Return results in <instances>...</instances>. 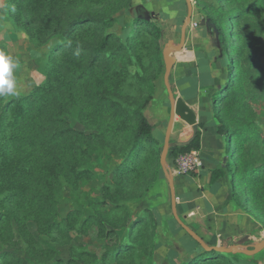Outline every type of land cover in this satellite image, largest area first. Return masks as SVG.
<instances>
[{"label": "rangeland", "instance_id": "obj_1", "mask_svg": "<svg viewBox=\"0 0 264 264\" xmlns=\"http://www.w3.org/2000/svg\"><path fill=\"white\" fill-rule=\"evenodd\" d=\"M6 2L0 0V45L18 63L14 76L20 95H26L43 80V58L60 40L55 38L44 46H35L25 27L15 24ZM191 2L192 16L186 29L189 39L182 49L172 52L174 63L168 81L175 101L181 98L196 114L199 147L171 151L176 142L188 140L193 132L192 125L176 117L170 134L172 148L168 150L165 164L173 181L181 219L211 245H236L250 250L264 240L262 200L252 199L244 183L232 175L229 176L236 183L235 194L229 192L225 178L211 184L206 179L226 159L234 161L238 147L232 145L229 133L221 130L220 124L225 123H219L217 117L227 108L213 109L210 91L215 78L223 82L228 71L232 77L237 73L242 75V100L231 108L232 125L254 127L256 137L242 152H247V155L243 153L244 157L263 167L264 0ZM79 8L104 12L113 19L106 32L125 44L124 57L113 62L122 68V74H113V82L110 80V89L106 91L111 104L99 119L86 118L82 102L67 106L64 113L72 128L90 134L93 141L80 160L88 174L73 183L55 184L52 219L64 220L61 227L48 228L36 215L24 218L14 203L3 202L0 212L7 210L9 215L2 226L13 237L10 244L0 241V264H188L193 254L186 252L184 237L178 238L183 231L177 236L161 235L159 229L149 234V226L156 220L169 219L174 225L168 180L159 160L148 151L149 147L133 148L124 139L135 123L132 111L146 101L142 112L154 125L157 140L164 141L170 103L164 84L162 49L168 40L179 42L180 27L187 14L186 2L103 0L82 4ZM240 13L237 20L231 17ZM207 15L216 20L217 26L223 29L225 41L229 42L228 57L230 62L235 61L229 69L222 68L216 58L218 36L214 27L209 26ZM141 16L160 28L161 35L156 42L136 23V18ZM36 25L29 22L31 28ZM187 52L192 54L189 58ZM191 151L197 152L194 158L200 162L198 167L190 172L177 171L178 157ZM193 191L204 200L187 203ZM207 198L214 202L208 209L205 208L209 204ZM225 200L227 203L221 206ZM17 217L23 222L18 223ZM247 257L238 254L235 258L238 264H264V248L252 258Z\"/></svg>", "mask_w": 264, "mask_h": 264}, {"label": "trees", "instance_id": "obj_2", "mask_svg": "<svg viewBox=\"0 0 264 264\" xmlns=\"http://www.w3.org/2000/svg\"><path fill=\"white\" fill-rule=\"evenodd\" d=\"M98 1L103 0L6 2L15 24L25 27L35 46H44L55 38L60 40L43 58L44 78L41 82L26 95L0 98V207L3 208V202H12L15 208L24 213V218L36 215L48 228H60L64 221L52 219L55 184L62 181L73 183L78 177L88 174V169L83 167V161L81 165L80 160H83L89 142L93 141L90 134L79 132L69 125L64 117L66 108L82 102L81 108L86 118L96 121L110 107L111 101L106 91L110 89V80L113 82V74H122V68L114 66L113 62L116 58L124 57L125 44L119 43L113 34L106 32L113 19L104 12H87L79 8L82 4ZM241 15L231 14V17L237 20ZM23 16L27 19H23ZM29 22H36L37 25L31 28ZM207 22L214 27L218 36L216 58L222 68L229 69L235 61L229 60L226 50L229 42L225 41L223 29L217 26L211 16L207 15ZM136 23L148 31L152 41L156 42L160 38L161 30L154 22L141 16L136 18ZM0 50H3L1 45ZM242 82L240 73L232 77V72L228 71L223 82L215 78L210 91L212 108H227L223 115H218L217 120L225 123L220 124L221 130L224 134L229 133L233 139L232 145L237 144L238 147L234 161L226 159L219 169L210 172L209 183L223 177L228 182L229 192L235 194L236 183L229 175L237 177L244 183L252 199L262 200V206L259 205L264 210V164L263 167L257 166L250 158L243 156L247 152H242L244 146L255 139L256 130L250 124L232 125L234 116L231 108L242 100ZM145 103L132 111L135 123L124 139H128V143L134 145L133 148L144 150L149 147L148 151L160 162L164 141L157 140L153 132L154 125L142 112ZM192 147H199L198 133L188 145H174L172 148L170 143L168 150L172 148L174 153ZM226 203L227 200L221 206ZM7 215V210L0 212L3 218L0 222V241L10 244L13 236L2 226ZM16 219L18 223L23 222L22 218ZM173 221L174 225L169 219L156 220L149 226V234L159 229L161 235L177 236L183 231L178 238L184 237L186 252L193 254L188 264H238L235 257L242 253L204 250L174 218Z\"/></svg>", "mask_w": 264, "mask_h": 264}, {"label": "water", "instance_id": "obj_3", "mask_svg": "<svg viewBox=\"0 0 264 264\" xmlns=\"http://www.w3.org/2000/svg\"><path fill=\"white\" fill-rule=\"evenodd\" d=\"M187 5V14L186 18L181 24L180 27V38L179 42L177 44L174 43L173 40H168L167 43H165L163 49H162V55L164 59L165 64V71H164V84L168 93V99L170 103V113H169V124L165 131L164 136V144L163 148L160 154V164L162 167V170L167 177L168 180V186H169V192H170V203H171V211L174 219L176 222L181 226V228L187 232L194 240H196L204 250L211 251L215 250L218 252H225V253H242L248 256H252L260 252L264 248V240H262L260 243L253 245L252 249H241L240 247L236 245L227 246V245H208L205 240L201 236H199L188 224H186L181 217L179 216L176 208V196H175V190L172 178L170 177V171L167 169L165 164V159L168 153V149L170 146V134L174 125V121L176 117L181 118L182 120H185L190 125H192L193 132L192 135L188 140L185 141H179L175 144L177 146H183L188 145L196 136L198 131L197 126V119L195 112L191 109L189 105L186 104L185 101H183L181 98H178L177 101H175L174 93L169 85L168 77L169 73L172 69L173 63H174V57L172 56V52L176 50H180L183 48L186 40V29L187 25L189 24L192 16V2L191 0H185Z\"/></svg>", "mask_w": 264, "mask_h": 264}, {"label": "clouds", "instance_id": "obj_4", "mask_svg": "<svg viewBox=\"0 0 264 264\" xmlns=\"http://www.w3.org/2000/svg\"><path fill=\"white\" fill-rule=\"evenodd\" d=\"M18 63L5 51L0 50V98L17 97L20 92L14 70Z\"/></svg>", "mask_w": 264, "mask_h": 264}, {"label": "built area", "instance_id": "obj_5", "mask_svg": "<svg viewBox=\"0 0 264 264\" xmlns=\"http://www.w3.org/2000/svg\"><path fill=\"white\" fill-rule=\"evenodd\" d=\"M197 152L191 151L189 154H184L178 157L176 160V170H185L186 172H190L192 169L195 167H198L199 165V160L197 157L194 158ZM191 161V162H189Z\"/></svg>", "mask_w": 264, "mask_h": 264}, {"label": "crops", "instance_id": "obj_6", "mask_svg": "<svg viewBox=\"0 0 264 264\" xmlns=\"http://www.w3.org/2000/svg\"><path fill=\"white\" fill-rule=\"evenodd\" d=\"M188 39H189V32L186 34V42L185 43H187L188 42ZM187 54H188V57L187 58H189L191 55H190V52H187ZM187 55H183V57H186ZM179 57H182V55L180 54V56ZM208 178V179H207ZM206 179L208 180V182H209V175L206 177ZM211 184V183H210ZM198 193L197 192H192L191 193V195L187 198V200H186V202L187 203H189V202H193V201H203L204 200V198H203V196H198L197 195ZM207 201H209V204H207V206H205V208L206 209H208V208H210L212 205H214V202L212 201L211 202V200L209 199V198H207ZM206 202V201H205ZM202 205H204L203 203H202ZM209 212H205L204 214H208ZM259 253V252H258ZM257 253V254H258ZM257 254H255V255H257ZM252 256H254V255H252ZM258 264H260V263H258Z\"/></svg>", "mask_w": 264, "mask_h": 264}]
</instances>
